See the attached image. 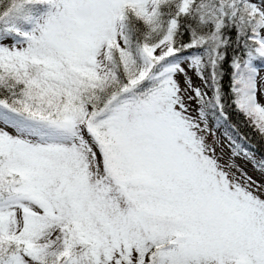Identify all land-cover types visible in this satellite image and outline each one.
Listing matches in <instances>:
<instances>
[{
    "label": "snow or ice",
    "instance_id": "snow-or-ice-1",
    "mask_svg": "<svg viewBox=\"0 0 264 264\" xmlns=\"http://www.w3.org/2000/svg\"><path fill=\"white\" fill-rule=\"evenodd\" d=\"M233 116L264 143V0H0V264H264Z\"/></svg>",
    "mask_w": 264,
    "mask_h": 264
},
{
    "label": "trees",
    "instance_id": "trees-1",
    "mask_svg": "<svg viewBox=\"0 0 264 264\" xmlns=\"http://www.w3.org/2000/svg\"><path fill=\"white\" fill-rule=\"evenodd\" d=\"M232 123H236L239 127V131L241 135H244L246 137H248V139L246 141H244L245 147H248L250 149L251 152H254L256 154V157L258 159H260L262 156H264V143H261L253 134V132L244 126L243 123L240 122V119L236 116L232 117ZM210 127H212V121L210 119ZM222 128H224V130L227 129V131L231 132V128H229L227 125H223L221 126ZM232 135L235 136L236 133L232 132Z\"/></svg>",
    "mask_w": 264,
    "mask_h": 264
},
{
    "label": "rangeland",
    "instance_id": "rangeland-1",
    "mask_svg": "<svg viewBox=\"0 0 264 264\" xmlns=\"http://www.w3.org/2000/svg\"><path fill=\"white\" fill-rule=\"evenodd\" d=\"M209 127H210V124H209ZM224 132H225V130L222 127H219V128H216L215 129L216 137L219 138L220 144L223 147V155H224V158L227 159V157L230 155V152H229L228 142L224 138ZM208 140H209V142H212L213 141L212 135H209L208 136ZM220 150H221L220 147H218L217 148V152L220 153ZM257 160H259V159L257 158ZM236 162L238 164H240L241 167H243L244 170L246 172H248V174L253 177V179H255L257 181H261L262 179H264V177H262L259 172L255 171L252 168V164L247 163L246 161H244V160H242L240 158H237V161Z\"/></svg>",
    "mask_w": 264,
    "mask_h": 264
}]
</instances>
